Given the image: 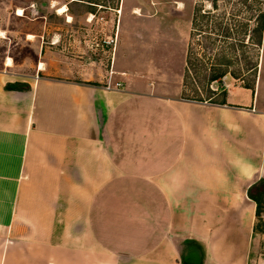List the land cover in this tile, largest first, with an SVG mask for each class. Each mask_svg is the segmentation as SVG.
Returning <instances> with one entry per match:
<instances>
[{
    "label": "crops",
    "instance_id": "obj_1",
    "mask_svg": "<svg viewBox=\"0 0 264 264\" xmlns=\"http://www.w3.org/2000/svg\"><path fill=\"white\" fill-rule=\"evenodd\" d=\"M45 61L24 76L0 60V264H182L187 242L202 264H264L255 85L226 75L222 103L201 102L39 76Z\"/></svg>",
    "mask_w": 264,
    "mask_h": 264
},
{
    "label": "rangeland",
    "instance_id": "obj_2",
    "mask_svg": "<svg viewBox=\"0 0 264 264\" xmlns=\"http://www.w3.org/2000/svg\"><path fill=\"white\" fill-rule=\"evenodd\" d=\"M15 7H22L21 16ZM198 8L200 15L209 11L208 23L192 18ZM260 15L263 31L256 46L252 31ZM218 23L229 27L232 39L222 37ZM7 56L24 76L36 75L39 61L46 60L39 76L105 86L110 79L113 87L151 86L156 93L201 102L211 101L209 91L226 88L222 78L229 75L232 83L254 84L264 104V0H0V60ZM218 63L227 73L219 83H208L207 73ZM256 232L261 244L258 249L256 240L253 249L264 259V209Z\"/></svg>",
    "mask_w": 264,
    "mask_h": 264
},
{
    "label": "trees",
    "instance_id": "obj_3",
    "mask_svg": "<svg viewBox=\"0 0 264 264\" xmlns=\"http://www.w3.org/2000/svg\"><path fill=\"white\" fill-rule=\"evenodd\" d=\"M216 7V3H212V8ZM200 8L196 9L194 14H193V19H197V17H201V18H206L207 23L209 22V11L207 13H203L202 15H200ZM258 23L257 26L253 29L252 34H255V38H253V40H255V45L256 46H260L261 44V35H262V31H263V15H260V18L258 19ZM217 28L218 31L220 32V34L222 35V37L225 40H229L232 39V33H230V29L227 25H224L221 27L220 23L217 24ZM251 34V35H252ZM250 37V35H249ZM239 41V40H238ZM236 56V55H235ZM234 56V57H235ZM187 60L186 59V65H187ZM227 73V70L225 69V64L224 63H218L212 66L211 71L209 73H207V81L208 83L211 82H220L221 78L223 77V75H225ZM229 73V72H228ZM94 85H97L96 83H92ZM185 86V84H184ZM245 87L250 88L252 90H254V84L252 85H245ZM6 89H9L10 86L9 84L5 86ZM28 87L26 86V89ZM219 88V87H218ZM219 90V89H217ZM213 95L215 94V91H209L208 92V99H210L212 103H222L220 101H223L224 97H225V92L221 91L219 93V95H216L217 99L213 98ZM247 196L253 200L256 204V213H255V223H254V231H257V219H259L261 212L264 209V179H260L259 181H257L256 183H254L247 191ZM186 245H189V253L190 255H192V258L194 259V262H190L187 263L184 260H182V264H202V257H203V250L202 248L194 243V242H187Z\"/></svg>",
    "mask_w": 264,
    "mask_h": 264
},
{
    "label": "bare ground",
    "instance_id": "obj_4",
    "mask_svg": "<svg viewBox=\"0 0 264 264\" xmlns=\"http://www.w3.org/2000/svg\"><path fill=\"white\" fill-rule=\"evenodd\" d=\"M64 9V7L63 8H61L60 10H63ZM136 11V10H135ZM63 12V11H62ZM16 14L17 15H19V16H21L22 15V10L21 9H18L17 11H16ZM10 60L11 59H7V63H10Z\"/></svg>",
    "mask_w": 264,
    "mask_h": 264
},
{
    "label": "water",
    "instance_id": "obj_5",
    "mask_svg": "<svg viewBox=\"0 0 264 264\" xmlns=\"http://www.w3.org/2000/svg\"><path fill=\"white\" fill-rule=\"evenodd\" d=\"M12 88H26V85L25 84H14V85H11Z\"/></svg>",
    "mask_w": 264,
    "mask_h": 264
},
{
    "label": "built area",
    "instance_id": "obj_6",
    "mask_svg": "<svg viewBox=\"0 0 264 264\" xmlns=\"http://www.w3.org/2000/svg\"><path fill=\"white\" fill-rule=\"evenodd\" d=\"M107 43H108V41H107ZM110 43H114V38H112V39L110 40ZM222 83H223V84L225 83L224 79H222ZM116 85L119 86V84H116Z\"/></svg>",
    "mask_w": 264,
    "mask_h": 264
},
{
    "label": "flooded vegetation",
    "instance_id": "obj_7",
    "mask_svg": "<svg viewBox=\"0 0 264 264\" xmlns=\"http://www.w3.org/2000/svg\"><path fill=\"white\" fill-rule=\"evenodd\" d=\"M187 257H188L187 259H190V260L193 259L192 255H190V254H188Z\"/></svg>",
    "mask_w": 264,
    "mask_h": 264
}]
</instances>
